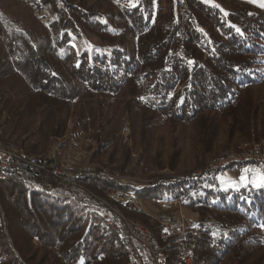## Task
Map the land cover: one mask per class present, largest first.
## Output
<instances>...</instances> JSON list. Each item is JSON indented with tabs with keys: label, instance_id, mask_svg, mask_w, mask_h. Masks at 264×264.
<instances>
[{
	"label": "trees",
	"instance_id": "obj_1",
	"mask_svg": "<svg viewBox=\"0 0 264 264\" xmlns=\"http://www.w3.org/2000/svg\"><path fill=\"white\" fill-rule=\"evenodd\" d=\"M186 1L181 15L176 0H38L51 15L45 27L15 0H0V143L24 155L0 178V264H129L92 198L106 189L147 203L183 199L197 215L185 236L193 264H264L253 258L264 244V183L218 180L225 170L240 176L248 164L264 166L237 162L141 189L118 180L137 174L129 151L115 145L111 110L120 97H135L133 134L155 168H165L150 155L164 135L175 145L170 169L184 138L201 162L222 131L227 142L264 138V94L251 93L264 88V0ZM67 137L93 142L94 173L73 190L26 164L57 140L61 150ZM122 209L159 236L158 222ZM176 246L165 249L168 264L178 262Z\"/></svg>",
	"mask_w": 264,
	"mask_h": 264
},
{
	"label": "rangeland",
	"instance_id": "obj_2",
	"mask_svg": "<svg viewBox=\"0 0 264 264\" xmlns=\"http://www.w3.org/2000/svg\"><path fill=\"white\" fill-rule=\"evenodd\" d=\"M17 5L20 8L29 11L32 14V16L34 18H36L33 15V12H31L32 10L30 7L24 6L23 4H21L19 2H17ZM50 17H51V15H50ZM37 21L45 27H47L49 25V24H47V25L42 24L38 19H37ZM93 43L95 44L96 42L94 41ZM251 93H252V97L255 100H259V99H261V97L264 94V88L263 87H255V88L251 89ZM116 101H117V107H115L111 110L113 112L112 121H113V123L117 129L116 130L115 145L118 146L119 144H121L129 151L131 161L133 164H135V166L137 168V172H136L137 174H135V175L119 176L118 177L119 181L120 180L125 181L124 185L127 183H132L136 188L141 189V188H145L146 186H148V185H146V183L154 182L158 178L166 177L169 179H179L183 176H187L189 174L191 175L192 173L201 172L204 169L214 167V165L210 166V163H216V162L220 161L221 156H226V154L228 152H230V150L238 148V146H241L242 143L251 141V140H241V139H239L238 136H235V138L233 139V142H227V138L225 136V133H224V131H222L216 139V144H215L213 153L208 155L207 158L201 162L200 160H198L194 156V154L192 152L191 144L189 143L188 139L184 138V139L180 140L178 142V144L176 145L177 147L180 148V152H178V160H177L175 168L170 169L169 167H167V163H168V159H169L171 153L174 152L173 149L175 148V145L171 144V142H173V140H171V137L169 138L168 135H164V134H166V131H163V132L161 131L160 133H164L163 134L164 138L161 141H159V140L157 141L158 138L155 139V142L153 143L154 145L152 147L150 155L153 156L156 153H159L160 154V157H159L160 161L163 163H166V164H165V168H163V169L155 168L156 165H155V163H153L151 157L147 158V155L149 154V152L147 153L142 146H140L136 143V138L133 134L135 132V128H136L137 115L139 114V110L135 106L136 105L135 97L132 95H129L126 97L124 96V97H120ZM72 123H73L72 120L68 121V128L69 129L72 127ZM128 124H130V125L128 126ZM122 134H123V136H122ZM67 139L68 140H67L66 144L64 145V147L61 150H58L60 141L59 140L55 141L53 144V150L50 151L49 153L54 152L57 159L59 160V162L69 164L72 169H77V168H81L84 166H90L92 168L93 166L90 165L88 162L89 152L87 150V147L90 143H93V142H91V140H89V139H85L84 141L76 140V139H73L70 137H67ZM263 139H259V140H263ZM55 148H57L56 151L54 150ZM8 149H11V150L16 149L17 151L21 152L16 147H10ZM49 153L47 155H49ZM47 155H46V157H47ZM256 164H258V163H256ZM262 166H264V165H262ZM92 169L94 171V167ZM92 173H94V172H92ZM143 175H145V176H143ZM147 175H149V176H147ZM52 177L57 182V179L54 176H52ZM262 177H264V171L261 167L254 165V164H248L242 175L235 176V175H233V173L231 171L225 170L222 172V174L218 175V180H219L220 185L224 186V187L236 186L239 184L246 183L248 181L254 185H260V184H262V181H261ZM57 185H58V183H57ZM106 190H103L102 191L103 193H101L97 196L98 197L100 196L99 198L107 197V193L111 190L110 189H106ZM113 191H121L124 193V191H122L120 189L119 190H113ZM92 196H96V195H92ZM130 198H133V197H130ZM133 199L136 203H140L141 209L138 210L135 207L133 208V205H125L123 207L117 201H115V202L112 201L113 202L112 206L118 210L119 214L121 212V214H120L121 216L126 217L127 220L132 221L134 223H138L140 225L143 224L144 227L146 226L145 227L146 229L148 226L146 224H144L143 222H141V221L137 222L136 221L137 219H135L132 216L130 217V215H128L125 212H123V213H125L126 215L123 214L122 211H124V210L122 208L133 209L137 213H141L145 217L150 218L151 220L158 222L161 226L163 225L162 219H160L159 216L162 214V212L164 213L166 211H163L162 208L157 204L159 199L155 203H150V202L147 203L144 201H140L136 198H133ZM165 200H173V199H165ZM99 211L102 212L100 210V206H99ZM160 212H161V214H160ZM166 213L169 215L172 214L173 216H175L177 218L183 219L187 224L186 225L187 230L189 227L193 226L197 221V215L195 213L191 212L190 210H188L184 206V204H183V206H180V207L178 206L174 209H170ZM187 230H186V232H187ZM147 231L149 233H151V235L153 236V234H152L153 232H152V230H150L149 227H148ZM158 235H159L158 237H156L155 235H154L155 237L154 236L153 237L155 239H157V241L159 242V245L161 247L165 248V246L168 247V246H171L173 244H177L176 247L178 248V242L176 240H173L171 242L163 241V240L161 241L160 230H159ZM185 236H186V234H185ZM188 244H189V242H188ZM189 246H190V244H189ZM257 256L262 257L263 261H264V244L262 245V247H260L258 250H256V252L253 254V258L257 257ZM229 262H230V258H227L226 260L222 261V263H220V264H229Z\"/></svg>",
	"mask_w": 264,
	"mask_h": 264
},
{
	"label": "built area",
	"instance_id": "obj_3",
	"mask_svg": "<svg viewBox=\"0 0 264 264\" xmlns=\"http://www.w3.org/2000/svg\"><path fill=\"white\" fill-rule=\"evenodd\" d=\"M17 2L28 6L33 11V2L37 0H16ZM176 9L178 14L185 15L187 12L185 7L181 6V0H176ZM38 15V20L44 25L48 24V12L45 8H42V12H36ZM24 158V155L17 151L16 149H6L2 147L0 143V175H6L8 172V167L11 163L17 164ZM258 159V164H264V144L257 143L253 140V144L249 149H242L236 155L229 156V158H220V161L216 163H210L212 168H207L206 171L211 169L219 168L221 162L229 160H240V159ZM26 164L29 167L39 168L48 172L50 175L57 179L58 186L65 190H73L76 188L78 179L81 174H92L93 171L86 170V166L79 168L77 172H70V165L67 163H61L57 159L54 152L49 153L47 157L39 160L38 162H33L31 160H26ZM193 175H199V173H194ZM125 182L124 180H120ZM154 183V182H153ZM153 183H146V185H151ZM108 195L117 196L118 199L122 200L125 205H133V208L139 210V203H136L133 198L124 194H113L111 192ZM93 198V197H92ZM94 199V198H93ZM100 209H103V213L107 221H112L119 230L124 234L127 242L132 243L133 259H131L132 264H163L161 261V253L165 251L167 246L161 247L159 244H152L151 235L145 227L138 223H134L125 218H119L114 213L113 210L106 205H102L98 200L94 199ZM182 199H177L173 203H157L161 208L174 209L181 206ZM163 222V241H173L178 242V262L177 264H190L192 260H188V251L190 246L185 239V234L187 230L186 222L175 216L166 217Z\"/></svg>",
	"mask_w": 264,
	"mask_h": 264
},
{
	"label": "bare ground",
	"instance_id": "obj_4",
	"mask_svg": "<svg viewBox=\"0 0 264 264\" xmlns=\"http://www.w3.org/2000/svg\"><path fill=\"white\" fill-rule=\"evenodd\" d=\"M40 1V0H39ZM42 6V5H41ZM40 6V4L38 3V0H37V2H33V11H31V12H33V15L38 19V15H36V12H42V8L43 7H41ZM181 6H183V7H185V10H186V12L188 11V9H189V7H188V5H187V1L186 0H181ZM49 8V7H48ZM181 15H183V14H181ZM48 19H49V14H48ZM40 22H41V20H39ZM130 124H128V126H129ZM130 129V128H129ZM128 129V130H129ZM130 132V131H129ZM121 133V132H120ZM124 133V132H123ZM129 135V134H128ZM122 136H123V134H122ZM128 137V136H127ZM122 140V139H121ZM257 141V143H260V144H264V139L263 140H256ZM253 144V140H251L250 142H245V143H242V145L241 146H238V148H236V149H233V150H230V152H228L227 154H226V156H221V158H229V156H232V155H236V153H238L240 150H242V149H249L250 148V146ZM217 157V156H216ZM237 162H239V163H243V162H247V163H258V159H256V158H249V159H240V160H229V161H225V162H221L220 164H219V168H222V167H227L228 165H230V164H232V163H237ZM262 165H264V164H262ZM203 169V168H202ZM86 170H88V171H93V169L90 167V166H86ZM77 171H79V168H77V169H72L71 168V166H70V172H77ZM202 172H208V171H206V169H204L203 171H201V172H196V173H199V175L202 173ZM194 173H192L190 176H197V175H193ZM86 175H89V174H81L80 175V178L81 177H84V176H86ZM5 175H0V178H3ZM122 185H124V183L125 182H121V181H119ZM148 183H153V182H148ZM128 184V183H127ZM126 185V184H125ZM152 185V184H151ZM107 191V190H106ZM109 192H111V193H113V194H124V195H126L125 193H123V192H121V191H113V190H111V191H109ZM106 194V193H105ZM104 195V194H103ZM130 196V195H129ZM94 199H96V200H98V202H100L102 205H106V206H108L109 208H110V210H113V213L117 216V217H119V218H125L126 219V217H124V216H121L120 214H121V212H120V214L118 213V210L117 209H115L113 206H112V204H113V202H115V201H117L119 204H121L123 207L125 206V204L123 203V201L122 200H120V199H118V197L117 196H113V195H108L107 194V197H105V198H99L98 196H92ZM139 200V199H138ZM175 200H177V199H173V200H165V199H159L158 200V202L157 203H173V202H175ZM113 201V202H112ZM142 203V202H141ZM160 206V205H159ZM181 206H183V199H182V202H181ZM120 207V206H119ZM161 207V206H160ZM117 208V207H116ZM122 208V207H121ZM119 209V208H118ZM129 209V208H128ZM139 209H141V205H140V203H139ZM102 212V214H103V216H104V213H103V209H100ZM162 210L163 211H166V212H168L170 209H166V208H162ZM148 211V210H147ZM124 211H122V213H123ZM136 212V211H135ZM166 212H162V214H161V212H160V219H162V220H165V218L166 217H172L173 215L171 214V215H169V214H167ZM123 214H125V213H123ZM122 214V215H123ZM126 215V214H125ZM105 217V216H104ZM131 217V216H130ZM156 217V216H155ZM185 217V216H184ZM187 217V216H186ZM105 219H107V218H105ZM132 219V218H131ZM134 219V218H133ZM159 219V218H158ZM159 219V220H160ZM185 219V218H184ZM134 221V220H133ZM137 222H138V220H136ZM108 223H109V225H110V227L112 228V230L114 231V233H116L118 236H119V239H120V241H121V243H122V245L124 246V248L126 249V251H127V253H128V257H129V264H132V262H131V259H133V251H132V243H129V242H127V239H125V237H124V234L122 233V231L121 230H119L118 228H117V226L114 224V223H112V221H108ZM142 224V223H141ZM142 227H144L143 226V224H142ZM146 227V226H145ZM147 229H148V227H147ZM153 232V231H152ZM153 234V233H152ZM160 237H161V241L163 240V226H161V229H160ZM150 235H151V233H150ZM153 236H154V234H153ZM152 235H151V241H152V244H159V242L157 241V239H155L154 237H153ZM159 240V239H158ZM190 250H192L191 249V247H190ZM188 260H192L193 261V258H192V252L191 251H188ZM161 261H163V264H168V261H167V258H166V255H165V251H162V253H161ZM190 264H193V262H191Z\"/></svg>",
	"mask_w": 264,
	"mask_h": 264
},
{
	"label": "snow or ice",
	"instance_id": "obj_5",
	"mask_svg": "<svg viewBox=\"0 0 264 264\" xmlns=\"http://www.w3.org/2000/svg\"><path fill=\"white\" fill-rule=\"evenodd\" d=\"M261 6H264V4H262ZM262 183H264V177L261 178Z\"/></svg>",
	"mask_w": 264,
	"mask_h": 264
}]
</instances>
